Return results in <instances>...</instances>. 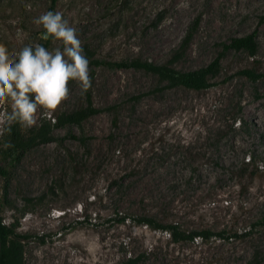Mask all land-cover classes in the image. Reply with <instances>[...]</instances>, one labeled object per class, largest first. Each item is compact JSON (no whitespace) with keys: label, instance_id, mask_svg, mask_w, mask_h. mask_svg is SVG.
Here are the masks:
<instances>
[{"label":"rangeland","instance_id":"374dc122","mask_svg":"<svg viewBox=\"0 0 264 264\" xmlns=\"http://www.w3.org/2000/svg\"><path fill=\"white\" fill-rule=\"evenodd\" d=\"M48 11L77 30L91 87L82 92L70 81L54 116L38 110L32 128L79 110L88 96L99 111L54 128L12 168L0 123V168L9 171L0 176V216L28 235L25 264H124L137 255L142 264H264V76L242 75H264V0H57L54 7L0 0V48L12 57L26 45L60 47L34 23ZM195 20L173 67L195 71L220 57L211 88L170 87L130 67L137 59L165 63ZM253 32L255 57L227 47ZM10 111L0 105V121ZM39 195V203L23 200ZM143 215L227 239L173 243L166 232L133 225ZM119 216L128 217L124 224Z\"/></svg>","mask_w":264,"mask_h":264},{"label":"trees","instance_id":"16d2710c","mask_svg":"<svg viewBox=\"0 0 264 264\" xmlns=\"http://www.w3.org/2000/svg\"><path fill=\"white\" fill-rule=\"evenodd\" d=\"M56 1L57 0H51V7H54ZM260 20L261 22H264V16L261 17ZM196 24L197 21L195 20L191 26H189L179 46L172 51L170 58L165 63L154 64L137 59L131 63L130 67L152 73L161 81H167L170 87H180L196 92L211 88L213 86V80L219 74L220 57L215 58L205 67L195 71H177L173 67V65L183 56ZM255 35V32H253L246 36L235 37L231 39L230 44L227 47L235 51H243L250 57H255L258 52ZM107 65L114 67H126V65L120 63H108ZM242 75L252 81L264 76L263 74L255 72L251 69L244 70ZM141 96L142 95L132 96L131 100L136 102ZM98 111L99 110L93 106L91 99L88 96L86 98L85 106L71 113L62 114L55 119L53 124H51L49 121H43L40 122V124H38L36 127L28 130L26 133L20 128L19 125L16 124L11 125L10 129L6 127L4 132L8 143L1 150V153L3 157L8 160L9 165L12 168L16 163H18L19 158L24 151L31 149L38 144L50 141L52 139V130L54 128H62L66 125H79L84 120L95 115ZM112 125L113 127L116 126L115 119H113ZM0 176L8 177L9 171L7 172L6 170L0 168ZM54 186H58V184H55ZM50 194L54 195L53 190L50 191ZM3 199L7 201V194L5 190L3 192ZM23 200L27 205L39 203L43 200V195L31 198L24 197ZM25 212L26 209L22 210V214ZM127 218L126 216H119V218H117V222L124 224V221H126ZM132 223L136 227L145 226L154 230L166 232L173 243L192 242L197 239L208 240L211 237L227 239L225 238L224 233L213 234L208 230L200 232H184L176 225H159L154 220L144 215L133 218ZM231 237L237 236L233 235ZM27 239L28 235L18 233L17 227L15 225L6 224L0 216V264H25L24 250L25 241ZM124 264H142V256L137 255L135 257H129L126 259Z\"/></svg>","mask_w":264,"mask_h":264},{"label":"clouds","instance_id":"9594fccd","mask_svg":"<svg viewBox=\"0 0 264 264\" xmlns=\"http://www.w3.org/2000/svg\"><path fill=\"white\" fill-rule=\"evenodd\" d=\"M34 23L60 47L48 50L42 45H26L12 57L0 48V105L11 109L0 123L8 129L13 124L32 128L38 110L45 117L54 116L69 95L70 81L78 82L82 92L91 87L89 60L77 30L62 13L48 11Z\"/></svg>","mask_w":264,"mask_h":264}]
</instances>
